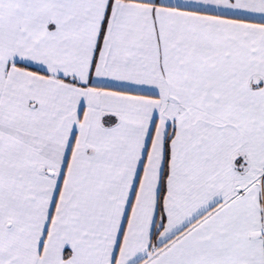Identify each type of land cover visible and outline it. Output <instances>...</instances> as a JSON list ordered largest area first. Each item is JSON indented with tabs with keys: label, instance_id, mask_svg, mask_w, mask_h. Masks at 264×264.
Here are the masks:
<instances>
[{
	"label": "snow or ice",
	"instance_id": "6c2138e0",
	"mask_svg": "<svg viewBox=\"0 0 264 264\" xmlns=\"http://www.w3.org/2000/svg\"><path fill=\"white\" fill-rule=\"evenodd\" d=\"M0 264H264V0H0Z\"/></svg>",
	"mask_w": 264,
	"mask_h": 264
}]
</instances>
